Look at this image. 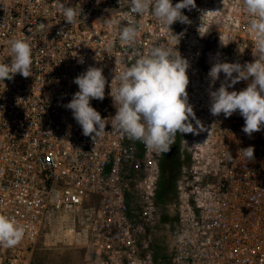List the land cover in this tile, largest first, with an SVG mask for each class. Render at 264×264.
I'll return each mask as SVG.
<instances>
[{
  "label": "built area",
  "instance_id": "built-area-1",
  "mask_svg": "<svg viewBox=\"0 0 264 264\" xmlns=\"http://www.w3.org/2000/svg\"><path fill=\"white\" fill-rule=\"evenodd\" d=\"M60 2L0 0V62H11L9 41L24 35L32 36L34 60L28 78L0 81V214L25 228L17 246H0V264H32L41 233L58 225L82 227L84 264H156L139 247L137 214L149 222L156 212L164 154L112 129L110 91L119 83L115 74L160 45L188 60L189 103L204 126L181 144L170 205L179 224L172 264H264V128L249 136L238 111L229 118L210 112L209 92L225 81L221 72L212 84L213 64L255 60L252 17L242 0H195L196 8L182 10L190 22L174 23L172 34L151 13H132L129 0H70L82 9L73 25L64 21ZM127 16L141 25L134 45L119 39ZM110 18L117 24L108 27ZM89 66L102 68L107 80L103 101H90L106 119L95 144L64 107L79 91L74 78ZM249 146L251 160L240 152Z\"/></svg>",
  "mask_w": 264,
  "mask_h": 264
},
{
  "label": "clouds",
  "instance_id": "clouds-1",
  "mask_svg": "<svg viewBox=\"0 0 264 264\" xmlns=\"http://www.w3.org/2000/svg\"><path fill=\"white\" fill-rule=\"evenodd\" d=\"M242 4L252 17L249 31L254 40L255 60L245 65L228 62L213 64L208 73L212 84L220 78L221 72L225 75V81L217 90L209 92L210 112L213 116L223 114L229 118L238 111L245 122L242 130L251 136L264 128V0H242ZM59 6L67 23L73 25L77 17L81 18V7L77 9L70 0L60 2ZM128 7L137 16L151 13L172 34L171 26L174 23L190 22L182 10L190 11L196 8V3L195 0H180L173 5L172 0H129ZM207 12L218 11L204 13ZM127 20L126 26L120 30L119 39L125 44L134 45L141 25L134 16H127ZM106 21L108 27L117 24L112 18ZM37 27L43 29L45 24H38ZM58 34L63 36V29ZM31 38L24 35L9 41L11 62H0V81L12 80L16 74L24 78L31 76L34 63ZM79 62L83 63V59ZM189 66L188 60L177 49L163 45L153 46L147 53L139 54L134 63L115 74L118 86H110V95L116 108L111 120L112 129L161 154L170 151L178 133L199 134V131H203L204 126L189 103ZM241 80H250L244 90H228ZM73 82L78 85L79 91L73 94L64 107L72 111L74 119L82 128V134L91 137L95 144L97 138L106 132V119L91 106L90 101H103L106 77L102 68L89 66ZM192 121H195V126ZM240 152L247 160L254 156L251 146ZM24 235L25 228L16 219L0 214V246L15 247Z\"/></svg>",
  "mask_w": 264,
  "mask_h": 264
},
{
  "label": "rangeland",
  "instance_id": "rangeland-1",
  "mask_svg": "<svg viewBox=\"0 0 264 264\" xmlns=\"http://www.w3.org/2000/svg\"><path fill=\"white\" fill-rule=\"evenodd\" d=\"M168 168L173 170L179 168L172 159L167 161ZM174 199L171 203L174 202ZM91 200L88 205H94ZM87 205V204H86ZM156 212L149 222L140 218L142 212L138 213L137 239L141 251H151L156 264H172V253L175 233L171 230L170 224L164 222L163 215L168 214L175 217L170 206L156 204ZM136 212L140 207H134ZM71 226L61 227L60 225L43 230L37 240L31 256L32 264H84L86 252L85 234L82 227L75 230ZM143 253V252H141Z\"/></svg>",
  "mask_w": 264,
  "mask_h": 264
},
{
  "label": "trees",
  "instance_id": "trees-1",
  "mask_svg": "<svg viewBox=\"0 0 264 264\" xmlns=\"http://www.w3.org/2000/svg\"><path fill=\"white\" fill-rule=\"evenodd\" d=\"M184 136L185 134L181 135L179 133L176 135L174 145L171 146V149L168 153L164 154V157L162 159V176L157 192V203L167 207L171 205V201L174 199L176 184L179 177L178 172L175 171L176 168H174L173 170L168 168L169 165L167 161L173 158L175 164L181 169L182 162L180 160V151ZM163 220L164 222L170 224V228L175 234L179 232L177 217H170L168 214H164Z\"/></svg>",
  "mask_w": 264,
  "mask_h": 264
},
{
  "label": "flooded vegetation",
  "instance_id": "flooded-vegetation-1",
  "mask_svg": "<svg viewBox=\"0 0 264 264\" xmlns=\"http://www.w3.org/2000/svg\"><path fill=\"white\" fill-rule=\"evenodd\" d=\"M180 160H181V158H180ZM175 171H177V172H178V174L180 175V171H181V169H180V168H178V169L176 168V169H175ZM179 175H178V176H179ZM176 185H177V184H176Z\"/></svg>",
  "mask_w": 264,
  "mask_h": 264
}]
</instances>
